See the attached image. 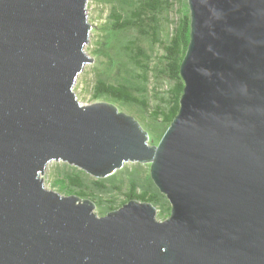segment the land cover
Listing matches in <instances>:
<instances>
[{
    "label": "water",
    "instance_id": "obj_1",
    "mask_svg": "<svg viewBox=\"0 0 264 264\" xmlns=\"http://www.w3.org/2000/svg\"><path fill=\"white\" fill-rule=\"evenodd\" d=\"M88 1L0 0V264H264V0H188L184 92L158 145L78 101ZM54 162L99 179L151 163L171 215L138 200L98 215L46 187Z\"/></svg>",
    "mask_w": 264,
    "mask_h": 264
},
{
    "label": "trees",
    "instance_id": "obj_2",
    "mask_svg": "<svg viewBox=\"0 0 264 264\" xmlns=\"http://www.w3.org/2000/svg\"><path fill=\"white\" fill-rule=\"evenodd\" d=\"M111 1L108 20L96 27L101 38L98 52L107 64L97 73L93 99L135 108V117L158 143L178 114L184 92L180 68L191 37L189 5L185 0L181 6V0H128L130 5ZM54 171L56 191L92 200L101 216L132 200L154 205L159 219L171 215L169 200L142 163L101 179L67 163L57 164Z\"/></svg>",
    "mask_w": 264,
    "mask_h": 264
},
{
    "label": "rangeland",
    "instance_id": "obj_3",
    "mask_svg": "<svg viewBox=\"0 0 264 264\" xmlns=\"http://www.w3.org/2000/svg\"><path fill=\"white\" fill-rule=\"evenodd\" d=\"M121 1L130 5L128 0H121ZM183 1L184 0H181L179 2L180 6H181V3ZM185 1L188 2V0H185ZM107 2H110V4ZM111 5H112L111 0H107V1L106 0H104V1L103 0H89L88 1L89 22L93 25V30L91 33L90 42L85 46V51L88 55H90L94 59V62L86 65L84 71L80 74V76L78 77V79L76 81L74 90L78 95V101L81 102L83 105L103 103V104H109V105L115 106L119 112L125 113L127 115L134 117L140 123L141 127L146 132H148V130L144 126V123H142L137 117H135V115L137 116V114L135 113L136 112L135 108L125 106V105H122L120 103L115 104L114 102H110V100H106L104 98L96 99V100L93 99V95H94L93 93H94V89L96 87L97 79H98L97 73H99V72L102 73L104 71V69L106 68L105 64H107V59L102 56L103 53L100 54V52H98L100 45L97 44V42H98V40H101V38L98 37V31L96 30L97 29L96 27H97V25H100L101 22H105L108 20V15L110 14V10H111ZM144 46L146 48H149L150 45L144 44ZM156 52H158L160 55L162 54L158 49H156ZM122 61L125 62V59H122ZM132 73H133V71H132ZM135 73H137V72L135 71ZM113 78H114V76H113ZM128 80H130V79H128ZM111 81H112V78H111ZM131 81L136 82L135 80H131ZM148 134H149V143L151 145H158L159 142L155 143V140L152 138V135L149 132H148ZM59 163H63V162L51 163L47 167L46 173H44L43 175L41 174V177L44 178V180H45L46 187L50 190H55V191L57 190L56 188H54L52 186V181H53V174L55 173L54 170H56V166ZM130 164H136V163L129 162L122 169L118 170L117 172L123 170L127 165H130ZM142 164L144 165L146 171H148V173L151 174L150 173L151 172L150 171L151 163H142ZM117 172H115V173H117ZM92 177H94V176H92ZM94 178H96V177H94ZM156 210H157V217H158L159 209H156ZM112 212H114V211H112ZM95 213L100 215L98 208L95 209ZM103 216H106V214ZM160 220H163V219H160Z\"/></svg>",
    "mask_w": 264,
    "mask_h": 264
}]
</instances>
